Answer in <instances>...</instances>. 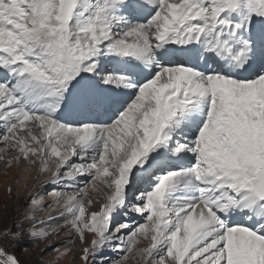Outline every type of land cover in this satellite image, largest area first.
<instances>
[{
    "label": "snow or ice",
    "instance_id": "6c2138e0",
    "mask_svg": "<svg viewBox=\"0 0 264 264\" xmlns=\"http://www.w3.org/2000/svg\"><path fill=\"white\" fill-rule=\"evenodd\" d=\"M0 160V264H264V0H0Z\"/></svg>",
    "mask_w": 264,
    "mask_h": 264
},
{
    "label": "rangeland",
    "instance_id": "374dc122",
    "mask_svg": "<svg viewBox=\"0 0 264 264\" xmlns=\"http://www.w3.org/2000/svg\"><path fill=\"white\" fill-rule=\"evenodd\" d=\"M36 175L35 167H28L21 162L19 166L13 164L11 168H7L5 162L0 160V214L9 209L13 215L20 211L21 206L24 204L25 195L29 191H35L39 186ZM45 178L44 175L40 176L41 181ZM9 188L12 189L11 193L8 192ZM55 243L59 245V240ZM78 243V241H75L72 245L65 244L61 246V251L72 247L73 252L60 259H57L58 254L52 251L51 248L41 255V251L48 244V241L39 246H33L28 252H19L18 255L23 264H79L75 259V249ZM128 264H135V262L129 259Z\"/></svg>",
    "mask_w": 264,
    "mask_h": 264
}]
</instances>
